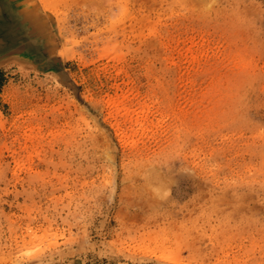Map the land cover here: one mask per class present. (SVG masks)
Here are the masks:
<instances>
[{"label": "rangeland", "instance_id": "1", "mask_svg": "<svg viewBox=\"0 0 264 264\" xmlns=\"http://www.w3.org/2000/svg\"><path fill=\"white\" fill-rule=\"evenodd\" d=\"M5 1L0 264H264V0Z\"/></svg>", "mask_w": 264, "mask_h": 264}, {"label": "bare ground", "instance_id": "2", "mask_svg": "<svg viewBox=\"0 0 264 264\" xmlns=\"http://www.w3.org/2000/svg\"><path fill=\"white\" fill-rule=\"evenodd\" d=\"M1 1H4L5 4H7L8 1H5V0H0V14L2 13L3 11V8L5 6H8L10 7V10L12 11L13 9V14H14V7H12L11 3L9 5H4L1 3ZM39 1V4L42 8V10L47 13L48 11L49 12H52V9L50 8L49 4L46 3L45 0H38ZM22 26V24H19L18 25V28H16L15 26L9 24L7 22V20H5V18H3L1 15H0V47L4 46L5 44H13V43H18V44H23V49H27L26 46H29L28 44V40L26 39V36L23 35V32L19 30V27ZM61 45V44H60ZM11 49V48H10ZM67 46H61L59 48V55H61L62 57H66L68 54H67ZM59 82V81H58Z\"/></svg>", "mask_w": 264, "mask_h": 264}]
</instances>
